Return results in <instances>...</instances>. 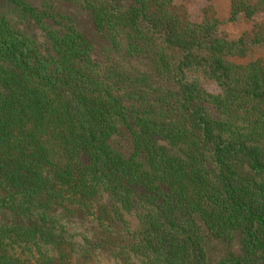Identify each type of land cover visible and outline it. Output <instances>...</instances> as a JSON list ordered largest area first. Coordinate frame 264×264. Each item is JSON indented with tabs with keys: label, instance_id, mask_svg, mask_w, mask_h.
I'll use <instances>...</instances> for the list:
<instances>
[{
	"label": "trees",
	"instance_id": "16d2710c",
	"mask_svg": "<svg viewBox=\"0 0 264 264\" xmlns=\"http://www.w3.org/2000/svg\"><path fill=\"white\" fill-rule=\"evenodd\" d=\"M206 1L0 0V264H264V20Z\"/></svg>",
	"mask_w": 264,
	"mask_h": 264
},
{
	"label": "rangeland",
	"instance_id": "374dc122",
	"mask_svg": "<svg viewBox=\"0 0 264 264\" xmlns=\"http://www.w3.org/2000/svg\"><path fill=\"white\" fill-rule=\"evenodd\" d=\"M30 2H36L37 0H28ZM183 2L187 8L189 16L192 21L198 22L202 16V8L207 4L206 0H178ZM250 2V0H247ZM213 5L216 16L221 21V25L218 28V33L228 38H237L243 33L250 34L255 24H258L264 20V11L259 12L252 19H245L244 17H239L237 20L231 22L228 21L230 17L231 10V0H213L211 2ZM261 58L264 62V48L256 47L253 48L252 52L245 61L250 59ZM213 247L217 248L218 254H223L225 247L221 244L219 240L214 239ZM104 264H111L109 260H105Z\"/></svg>",
	"mask_w": 264,
	"mask_h": 264
}]
</instances>
